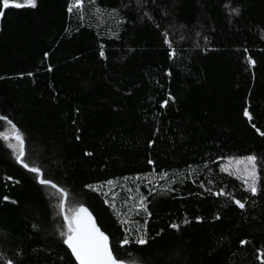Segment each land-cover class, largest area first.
<instances>
[{
  "label": "trees",
  "instance_id": "obj_1",
  "mask_svg": "<svg viewBox=\"0 0 264 264\" xmlns=\"http://www.w3.org/2000/svg\"><path fill=\"white\" fill-rule=\"evenodd\" d=\"M76 3L0 15V264H77L64 193L127 264H264V0Z\"/></svg>",
  "mask_w": 264,
  "mask_h": 264
},
{
  "label": "snow or ice",
  "instance_id": "obj_2",
  "mask_svg": "<svg viewBox=\"0 0 264 264\" xmlns=\"http://www.w3.org/2000/svg\"><path fill=\"white\" fill-rule=\"evenodd\" d=\"M0 2H2V8H0V15H3V9H6L10 6L35 7V0H25V4L15 3V0H0ZM79 6L80 0H77V3L75 5L70 6L69 10L71 11L72 7ZM101 55H103V52L101 53ZM245 115H249L247 111H245ZM12 128V135L17 141V144L15 146L9 145V147L14 148V151L16 152L17 161L23 162L22 158L25 155L24 138L22 134H20L19 131L15 129L14 125L12 126ZM0 137H2L3 139H8L7 135L5 134H0ZM255 159V157L249 156L245 158V161H236L237 164L246 162L252 165V171L249 173L252 178V183L249 185V188L253 192L256 191ZM24 167L27 168L28 165L24 164ZM30 171L39 173L40 169L33 167L30 169ZM39 182L42 184H51V187L53 188L57 187L55 184H52V182L48 180L40 179ZM236 203H238L240 207L244 206L239 201H237ZM60 208L61 211H63V203L60 204ZM64 220L67 224V231L61 232V236L64 237V243L71 250L75 259L78 261V264H118V261L114 257L113 251L109 246L108 236H106L104 232H102L100 228L96 225L94 219L86 208L80 206L72 216L65 215ZM172 227L175 228L177 227V225H172ZM128 242L129 241L126 238L122 243L127 244ZM136 242L142 245L146 243V240L141 237ZM9 264H11V261H9Z\"/></svg>",
  "mask_w": 264,
  "mask_h": 264
},
{
  "label": "water",
  "instance_id": "obj_3",
  "mask_svg": "<svg viewBox=\"0 0 264 264\" xmlns=\"http://www.w3.org/2000/svg\"><path fill=\"white\" fill-rule=\"evenodd\" d=\"M39 179H40V176H39ZM65 201H66V195H65V193L63 194V198H62V202L61 203H63V215L65 216V214H64V203H65ZM81 206H83L84 208H86L87 210H88V212L91 214V216H92V218L94 219V221H95V223H96V225L100 228V230L102 231V232H104L102 229H101V227L98 225V223H97V221H96V219H95V217H94V215L92 214V212L86 207V206H84V205H81ZM80 207V206H79ZM78 207V208H79ZM77 208V209H78ZM76 209V210H77ZM76 210L73 212V214L76 212ZM72 214V215H73ZM104 234L106 235V236H108L105 232H104ZM109 238V237H108ZM65 244V243H64ZM65 246L68 248V246L65 244ZM109 246H110V242H109ZM68 250L70 251V253H71V255H72V257L74 258V260H75V262L78 264V261L75 259V257H74V255H73V253L71 252V250L68 248ZM114 255V254H113ZM115 257V256H114ZM116 258V257H115ZM116 260L118 261V264H127V263H125V262H123V261H121V260H119V259H117L116 258Z\"/></svg>",
  "mask_w": 264,
  "mask_h": 264
},
{
  "label": "rangeland",
  "instance_id": "obj_4",
  "mask_svg": "<svg viewBox=\"0 0 264 264\" xmlns=\"http://www.w3.org/2000/svg\"><path fill=\"white\" fill-rule=\"evenodd\" d=\"M62 202V201H61ZM78 207L76 205L72 204H67L66 201L64 203V214L68 216H72L73 212L77 209ZM63 214V212H62ZM64 216V215H63Z\"/></svg>",
  "mask_w": 264,
  "mask_h": 264
}]
</instances>
